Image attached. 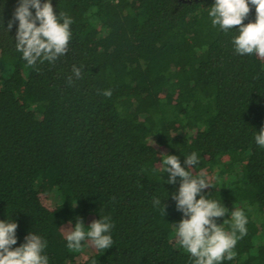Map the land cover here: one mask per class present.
I'll return each instance as SVG.
<instances>
[{"label":"trees","instance_id":"trees-1","mask_svg":"<svg viewBox=\"0 0 264 264\" xmlns=\"http://www.w3.org/2000/svg\"><path fill=\"white\" fill-rule=\"evenodd\" d=\"M20 2L0 0V220L18 225L12 247L33 233L49 264H194L175 237L181 178L161 170L164 154L187 169L196 152L189 171L212 184L197 199L229 210L216 218L226 231L231 211L248 218L222 264H264V59L236 53L238 26L212 25L215 0H51L72 36L66 54L35 67L15 45ZM255 19L250 4L243 23ZM105 216L110 248H67L79 219L87 230Z\"/></svg>","mask_w":264,"mask_h":264},{"label":"clouds","instance_id":"clouds-1","mask_svg":"<svg viewBox=\"0 0 264 264\" xmlns=\"http://www.w3.org/2000/svg\"><path fill=\"white\" fill-rule=\"evenodd\" d=\"M250 4L255 6L256 19L244 24V19L250 12ZM35 8V15L30 11ZM213 26H219L227 32L238 26V35L233 38L236 53L252 55L264 59V0H215L208 12ZM13 20H18L16 32V49L22 53L27 65L35 67L39 62H54L59 56L66 54L71 40L70 29L73 20L66 13L57 15L53 11L51 0H21L14 12ZM62 20V22H61ZM37 21L39 23H37ZM12 21L8 28L11 29ZM73 74L79 79L81 68L73 66ZM69 84L73 83L69 77ZM104 96L110 97L111 90H104ZM257 145L264 148V128L255 136ZM163 169L168 172V183H175L181 178L177 194H173L177 209L182 211L184 218L175 225V237L180 247L194 258V264H222L225 259L231 261L236 257L234 251L239 239L247 235L248 218L243 209L231 211V231H226L216 218L224 217L229 210L219 201L210 200L198 194L203 189L212 186L207 174L201 171L193 175L189 169L199 163V156L192 152L186 156L187 169L181 166L176 155L164 154ZM154 206H159L161 200L155 198ZM165 212V205H164ZM16 222L0 220V264H49L47 255L43 254L47 241L39 235L30 233L26 242L19 247L17 243ZM114 227L110 218L105 216L94 220L85 229L82 220L75 223L74 228L66 234L67 248L80 251L82 241L89 239L92 245L102 250L110 248L113 238L110 235Z\"/></svg>","mask_w":264,"mask_h":264},{"label":"rangeland","instance_id":"rangeland-1","mask_svg":"<svg viewBox=\"0 0 264 264\" xmlns=\"http://www.w3.org/2000/svg\"><path fill=\"white\" fill-rule=\"evenodd\" d=\"M46 199H47V203L52 206V205H55L58 203L59 195L56 191H51L50 193H48L46 195ZM80 251H82L84 253L89 252V248H88L87 244L85 243V241H82V248Z\"/></svg>","mask_w":264,"mask_h":264}]
</instances>
